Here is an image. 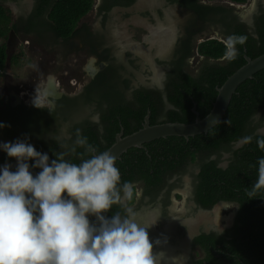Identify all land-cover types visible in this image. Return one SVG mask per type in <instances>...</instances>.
<instances>
[{
    "label": "trees",
    "instance_id": "1",
    "mask_svg": "<svg viewBox=\"0 0 264 264\" xmlns=\"http://www.w3.org/2000/svg\"><path fill=\"white\" fill-rule=\"evenodd\" d=\"M5 1L0 0L1 71L10 62L5 45L10 33L13 39L20 34L36 35L42 44L48 40L63 47L74 46L73 41L78 40L81 43L78 48L87 50L97 63L106 64L82 92L59 100L54 111L35 108L36 102L33 103L35 107L25 104L12 107L8 99L2 102L0 97V123L5 125L0 128V143L27 139L37 151L47 153L49 161L64 153L66 160L79 164L92 154L106 151L121 131L127 136L140 130L148 113L150 125L191 124L196 119L192 112L195 106L202 119L211 111L217 89L245 65V57L254 59L264 54V11L260 10L255 17L253 33H248L245 24H238L232 8L204 4L202 0H165L189 13L188 21L184 23L179 45L177 43L169 61L162 89L142 85L132 89L133 75L126 76V65L116 62L114 45H109L112 41L102 30L112 28L107 19L114 7L127 8L136 0H103L97 11L101 16V28L91 29L79 28L78 22L91 11L93 0H44L25 20L16 21L3 5ZM210 1L243 4L247 0ZM157 10L159 15L163 13V8ZM228 17L230 27L225 24ZM221 23L226 26V36L246 37L243 45L236 46L237 58L231 62L222 61L224 41L207 40L197 47L203 61L196 74L189 73L193 37L207 24ZM12 57L11 62H18L16 54ZM123 58L127 65L133 66L134 60L129 54ZM90 116L96 120H91ZM263 126L264 69L237 88L222 121L206 134L187 139L171 136L147 143L141 149H128L115 166L120 171L121 184L132 185V198L125 204L113 205L106 215L110 218L115 212L124 214L129 207L136 211L148 199L147 205L160 204L163 217H167L170 192L181 186L184 174L188 173L197 209L210 210L224 202L235 205L237 210L230 227L208 233L199 230L191 242L195 254L186 264H264V188L256 191L254 197L249 195L258 179L257 160L264 157V150L257 144L264 139ZM65 134L68 139L64 138ZM246 136L252 137L250 143H244ZM82 138H87L84 146L77 143ZM89 145L94 153L87 151ZM14 159L0 150V164ZM28 163L31 165L34 161ZM139 185L141 197L138 199ZM135 203L137 207H133ZM160 235L161 240L164 239L165 235ZM152 236L157 237L156 234ZM152 238L150 241H154ZM162 244H154L153 248H162Z\"/></svg>",
    "mask_w": 264,
    "mask_h": 264
},
{
    "label": "clouds",
    "instance_id": "2",
    "mask_svg": "<svg viewBox=\"0 0 264 264\" xmlns=\"http://www.w3.org/2000/svg\"><path fill=\"white\" fill-rule=\"evenodd\" d=\"M245 42L244 36H228L224 59L235 60L236 46ZM251 140L243 138L244 143ZM77 143L84 146L87 138ZM257 144L264 150V139ZM0 150L17 162L14 172L8 164L0 168V264H161L165 259L153 252L161 241H150L147 231L157 219L143 224L130 207L124 214L106 215L113 205L132 198V185L121 184L116 157L109 151L77 164L64 153L49 161L27 139L0 143ZM87 151L95 150L89 145ZM257 165L253 197L264 188V157ZM30 168L40 171L33 176Z\"/></svg>",
    "mask_w": 264,
    "mask_h": 264
},
{
    "label": "rangeland",
    "instance_id": "3",
    "mask_svg": "<svg viewBox=\"0 0 264 264\" xmlns=\"http://www.w3.org/2000/svg\"><path fill=\"white\" fill-rule=\"evenodd\" d=\"M203 2L212 6L232 8L244 20L252 17L258 4L264 7V0H247L243 4L210 0H203ZM16 4H21L22 8H25L21 14L23 15L30 8L32 0H19ZM16 4L13 2L10 4L13 11L16 10ZM158 7L163 8L161 15L158 13ZM94 12H89L83 19L90 29L99 28V19ZM188 18L189 13L176 5H169L165 0H138L131 8H122L111 13L107 24H110L112 28L102 30L104 31L102 34L105 33V36L110 37L112 43L109 45H114L116 62L124 64V67L126 65L129 72L126 71V76L133 75L131 78L133 84L158 90L162 89L169 61L177 48L178 38ZM218 30L219 27L215 24H207L193 37V55L188 64L189 73L196 74L203 61L197 53V47L201 42L212 39L224 41ZM99 39L101 40V36ZM75 41L73 42L76 44L71 47L59 46L57 42L48 40L43 44L33 43L32 38L20 39L13 46L10 43L13 54L18 56L22 53L20 57L23 59L14 66L8 65L0 73V97L6 98L9 94H14L19 95V98L27 104L35 100L44 103L39 94L44 91L50 79L55 82L60 93L77 95L82 92L83 87L71 84H76L75 80H83L82 70L86 68L90 58L94 57L90 56L87 50L78 48L81 43L78 40ZM1 42L3 40L0 44ZM98 43L102 44V42ZM126 54H129L130 58L136 62L133 61V66L124 62L123 57ZM90 119L96 120L92 116ZM262 132L264 133V126ZM64 138L68 139L66 134ZM225 165L226 163H222V166ZM182 182L183 184L172 192V203L168 208L167 217H163L160 204L156 207L147 205L148 199L135 211L143 224H151L157 219L147 231L149 238L153 237L154 241L159 239L163 243L162 248H153L154 253L161 252L165 255L161 264H186L189 257L195 254L191 248V242L200 229L222 231L230 227L235 218L237 207L233 204L219 203L210 210L195 208L191 200L192 178L188 173L184 174ZM136 193L139 199L140 185ZM175 194L180 197L177 198ZM150 234H164L165 237L161 240V235L155 237Z\"/></svg>",
    "mask_w": 264,
    "mask_h": 264
},
{
    "label": "water",
    "instance_id": "4",
    "mask_svg": "<svg viewBox=\"0 0 264 264\" xmlns=\"http://www.w3.org/2000/svg\"><path fill=\"white\" fill-rule=\"evenodd\" d=\"M245 60V65L229 76L223 85L217 89L218 94L216 100L213 103L211 111L206 117L201 119L194 106L192 108V112L195 114L196 119L191 124L164 123L150 125L148 113L144 118L143 127L140 130L127 136H123L121 131L116 135L114 144L106 151H109L113 156H115L117 161L120 160L121 156L127 152L128 149L144 148L145 144L154 140L171 136L184 137L187 139L196 135L206 134L211 128L222 121L232 96L236 93L237 88L243 82L248 79H252L256 73L264 69V54L254 59L246 56ZM93 63L94 60L89 61L88 69L91 73L90 76H94V74L105 67V64L102 63L98 69H96L95 66H93ZM5 164L10 165V170H16L17 162L15 159L11 162L1 163L0 168H2ZM30 171L33 176L38 173L32 168H30Z\"/></svg>",
    "mask_w": 264,
    "mask_h": 264
},
{
    "label": "flooded vegetation",
    "instance_id": "5",
    "mask_svg": "<svg viewBox=\"0 0 264 264\" xmlns=\"http://www.w3.org/2000/svg\"><path fill=\"white\" fill-rule=\"evenodd\" d=\"M19 0H15V1H13V0H6L5 1V3H3V5L11 12V15H12V17H13V20L14 21H16V20H19V19H23V20H25L29 15H30V13L36 8V5H40V3L42 2V1H44V0H32V4L30 5V8L26 11V13L25 14H23V15H21L23 12H24V10H25V8H22V6H21V4L19 5H17L16 3L18 2ZM150 1V0H149ZM15 3L16 4V10L15 11H13L12 9H11V6H10V4L11 3ZM138 2V0H136L135 1V3L133 4V5H131L130 7H127V8H124V9H128V8H131V7H133L134 5H136V3ZM221 2V1H220ZM227 2V1H226ZM103 3V0H93V4H92V8H91V11L92 12H94L95 13V15H97V18L99 19V21H98V24H99V28H101V16H99L98 15V13H97V11H98V8H99V6L101 5ZM148 3H150V2H148ZM201 3H204L203 2V0L201 1ZM228 3V2H227ZM204 4H206V3H204ZM123 7H114L113 8V11L112 12H110V14L111 13H113L114 11H116V10H118V9H122ZM94 10V11H93ZM260 10L261 11H264V7L262 6V4H258L257 5V7H256V10L254 11V14L252 15V17L251 18H249V19H247V20H244L241 16H239V15H237V13L235 12V11H233V15H236L237 16V18H238V24H245V26H246V30H247V32L248 33H253V31H254V26H255V17L256 16H258L259 15V12H260ZM90 11V12H91ZM86 16H84L82 19H80V21L78 22V27L79 28H81L82 26H87V24L86 23H84L83 22V19L85 18ZM86 21V20H85ZM121 22V21H120ZM119 22V23H120ZM225 22H227V23H225V24H227V26L229 25V23H230V18L228 17L227 18V20H225ZM123 23H124V21H123ZM217 27H219V30H218V32H219V34H220V36L223 38V40H225L228 36H226L225 35V31H226V26L224 25V24H215ZM228 27H230V25L228 26ZM232 28V27H231ZM9 40H7V41H5V45H6V52H7V55H8V60L10 61L9 63H7L6 64V67L9 65V66H14L15 64H17L18 62H20V59H23V57H20L21 55L20 54H18V57H20L19 59H18V62H15L14 63V61L13 62H11V58L12 59H14L13 57H12V53H13V50L11 49V47H10V43H11V45L13 46V45H15L17 42H19L20 41V39H24L25 38V40H26V38H28V39H30V38H32L33 39V43L34 42H38V36H36V35H26V34H20V36H18V37H15L14 39H13V35H12V33H10L9 34ZM202 43V42H201ZM63 54H65L64 52H62ZM23 55V54H22ZM95 58H90V60H94ZM224 59V58H223ZM89 60V61H90ZM89 61H88V63H87V65H86V68H84L83 70H82V74H83V80H75V82H76V84L74 83H72L71 85L72 86H76L77 85V87H83L84 88V86L85 85H87L89 82H90V80L91 79H93L97 74H98V72L96 73V74H94V76H90V70L88 69L89 67H88V65H89ZM96 61V60H95ZM97 62V61H96ZM103 62H100V63H93V66H95V68L96 69H98V67L100 66V64H102ZM6 67H5V69H6ZM105 67H106V64H105ZM104 67V68H105ZM103 68V69H104ZM4 69V70H5ZM102 69V70H103ZM3 71V70H2ZM1 70H0V73L2 72ZM74 80V79H73ZM131 85H132V89H135V88H137L138 86H136V85H134L133 84V82L131 83ZM60 90H59V88L57 87V85L55 84V82L52 80V79H50L48 82H47V84H46V86H45V89H44V91L41 93V94H39L40 96H41V98H42V100L44 101V103H42V101L41 102H39L40 100H35V101H29V103L27 104V103H24L23 102V100H21L20 98H19V95H14V94H9L6 98L4 97V98H2L1 97V101L2 102H4L6 99H8L9 101H10V104H11V106L12 107H16V106H20L21 104H25L26 106H30V107H32V106H34L33 105V103L34 102H36V104H35V108H41V107H44V108H46V109H48V110H56L57 109V104H58V101L59 100H61L64 96H70V97H73V96H75V94H71V95H67V94H64L63 92H59ZM1 101H0V103H1ZM42 103V104H41ZM60 103V102H59ZM65 109V108H64ZM194 172H196L197 173V171H195L194 170ZM173 178H174V176H173ZM173 178H172V182L174 181L173 180ZM183 184V182L181 183V185ZM192 188V187H191ZM177 189V188H176ZM175 190V189H174ZM173 190V191H174ZM172 191V192H173ZM172 192H170V204H169V206L171 205V196H172ZM163 193V192H162ZM174 194V193H173ZM176 195V194H175ZM191 200L193 201V199H192V190H191ZM123 203L125 204L126 202L125 201H123ZM194 203V202H193ZM220 203H222V202H220ZM224 203V202H223ZM195 204V203H194ZM219 204V203H218ZM224 204H227V203H224ZM137 204H135L133 207H137L136 206ZM132 208V207H131ZM169 208V207H168ZM195 208H196V205H195ZM140 222L142 221V220H139ZM203 232H206V233H208V232H210V231H204L203 229H201ZM149 231H151V230H149ZM196 234H198V233H196ZM160 235V234H159ZM159 235H156L157 237L159 236ZM162 250V252H163V249H161ZM171 252V251H170ZM171 255H175V253H170ZM165 256V255H164ZM168 264V263H167Z\"/></svg>",
    "mask_w": 264,
    "mask_h": 264
}]
</instances>
